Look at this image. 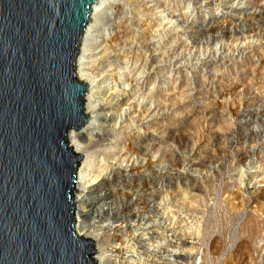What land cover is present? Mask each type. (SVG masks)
<instances>
[{"label": "rangeland", "instance_id": "obj_1", "mask_svg": "<svg viewBox=\"0 0 264 264\" xmlns=\"http://www.w3.org/2000/svg\"><path fill=\"white\" fill-rule=\"evenodd\" d=\"M99 2L76 60L91 77L82 105L90 119L69 131V148L89 146L93 174L110 148L129 151L133 167L101 188L132 206L112 222L121 237L105 255L93 239V258L241 264L244 238L242 264H264V0ZM78 183L75 175L76 222L89 192Z\"/></svg>", "mask_w": 264, "mask_h": 264}, {"label": "water", "instance_id": "obj_2", "mask_svg": "<svg viewBox=\"0 0 264 264\" xmlns=\"http://www.w3.org/2000/svg\"><path fill=\"white\" fill-rule=\"evenodd\" d=\"M99 0H0V264H98L75 231L67 133L90 119L77 78Z\"/></svg>", "mask_w": 264, "mask_h": 264}, {"label": "bare ground", "instance_id": "obj_3", "mask_svg": "<svg viewBox=\"0 0 264 264\" xmlns=\"http://www.w3.org/2000/svg\"><path fill=\"white\" fill-rule=\"evenodd\" d=\"M99 1H98V4L96 3L93 6V10L91 13V20L93 19L95 12H97V10L99 8V5H100ZM90 24H91V21L85 27L84 35L87 32V29L91 27ZM84 35H83V39H84ZM81 44H82V42H81ZM87 58H89V57H87ZM76 60H77V58H76ZM79 61L80 60L78 59V65H77V69H76L77 70L76 71L77 78L82 80L83 82L89 81L91 79V77L87 74L89 72L86 71V69H80ZM83 65L85 66V63ZM132 84H134L133 87L137 88L138 85L136 83H134V81H132ZM133 91H135V89ZM96 94L99 95L100 93H97V92L94 93V95H96ZM108 94H109V92H106L104 94V97L105 98L110 97V96H108ZM86 97H87V94H86ZM93 98H94V96H93ZM83 99H84V97H83ZM145 99H146V96L142 97L141 100L144 101ZM141 100L139 103L143 104V102ZM85 102H84V105H85ZM95 103L96 102H92V104H95ZM107 103H108V99H107ZM101 109H104V108L101 107ZM87 110H90L91 113H93L94 111L96 112L97 107L96 106L87 107ZM85 113L87 114V111ZM107 117H108V115H105V119ZM70 133L71 132H69V131L67 133L68 141L71 138ZM129 148L132 149V147H129ZM68 149H69V144H68ZM89 149H90L89 146H83L82 144H79V143H76L74 145V152L75 153H81L82 155L87 154V157L84 158L86 160L83 161V166H84V164H86V166L83 169L80 166L76 171V176L78 175V181H79L78 184L80 186V188L78 190L81 192V194H84L85 189H89L88 194L85 195L84 198H82L80 200V202H83L82 208H79V212H78V216L81 218V221L76 222L75 227L77 229L76 233L79 237L82 236L83 238H86V239L97 240L100 244L101 253L103 255H105L106 251H104V246L110 242V237L111 236L115 237V234H117L119 236V238L121 237V235L119 233L120 229H119L118 225L115 223H112V222H115L116 219H124L125 220L127 217H129L128 212L125 213L124 209H129L132 205H127V202L126 203L125 202L117 203L115 201H112L113 193L115 191L112 189H101V188L103 186H108L111 183V180L109 179L108 174H110V173L118 174V173H121L123 171L122 170L123 167H125V168H132L133 167V164L130 165L132 156L130 155L129 151H125L123 148H121L120 150H116V149L111 150V148H110V150L105 149L104 155L106 157H105V160L103 161V163L101 165L104 169L100 170L98 172V174H93L90 171L88 172V170H90V166L92 165L91 161H89V162L87 161L88 159L91 158V156H88L90 154ZM105 170H106V172H105ZM87 173H89V174L86 176ZM122 180H124V179H122ZM121 183H124V181H121ZM74 192H75V189H72V193H70V194H73ZM85 204H87L88 206H85ZM119 215H121L120 218H118ZM133 217H136V214H134ZM105 220H110V223L109 224L102 223V225H99L100 222H104ZM91 221H94V223L91 224ZM139 226L142 227L141 225H139ZM249 229H250V227H249ZM112 232H114L113 235H112ZM241 239H242V241H241L240 247L242 249H240V250L242 251V253H240L239 256H240V260H242L241 262L243 263V262H248V257L246 256L247 254L244 251L245 248L243 249V247L246 246V240L244 238H241ZM216 244H217V241L215 239L213 241V245L211 248L212 253H214V254L217 252ZM249 260H251V259H249ZM229 261H231V260L229 259ZM103 263L106 264L107 260H103ZM226 264H227V262H226Z\"/></svg>", "mask_w": 264, "mask_h": 264}]
</instances>
